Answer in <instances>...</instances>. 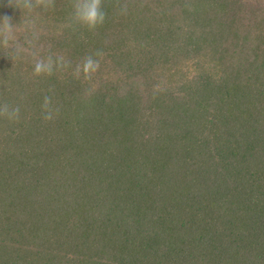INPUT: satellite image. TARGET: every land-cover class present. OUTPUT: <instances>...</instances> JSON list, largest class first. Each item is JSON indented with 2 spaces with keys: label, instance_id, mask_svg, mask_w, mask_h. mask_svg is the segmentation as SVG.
Listing matches in <instances>:
<instances>
[{
  "label": "trees",
  "instance_id": "16d2710c",
  "mask_svg": "<svg viewBox=\"0 0 264 264\" xmlns=\"http://www.w3.org/2000/svg\"><path fill=\"white\" fill-rule=\"evenodd\" d=\"M127 3L0 0V264H264V0Z\"/></svg>",
  "mask_w": 264,
  "mask_h": 264
},
{
  "label": "clouds",
  "instance_id": "9594fccd",
  "mask_svg": "<svg viewBox=\"0 0 264 264\" xmlns=\"http://www.w3.org/2000/svg\"><path fill=\"white\" fill-rule=\"evenodd\" d=\"M10 5L33 12L36 10H48L55 7V0H9ZM116 7L121 15L127 14L128 3L127 0L121 2L116 0ZM107 18V12L104 8V0H71V13L69 17L70 26H80L86 28L88 31H95L103 26ZM15 25L9 18L0 19V45L9 47V41L14 39ZM14 49V48H13ZM16 49H14L15 51ZM95 57H102L103 53L97 51L94 55H88L84 58L82 67L77 69V72L83 71L86 74H91L98 70L100 66L99 59ZM67 65L61 61L58 63L51 56L44 58L39 57L35 59L33 74L52 75L57 68H63ZM42 108V118L45 121H51L59 114V108L53 107L52 98L45 96ZM20 106L11 105L7 102L0 103V119H5L10 122L18 121L20 118Z\"/></svg>",
  "mask_w": 264,
  "mask_h": 264
}]
</instances>
